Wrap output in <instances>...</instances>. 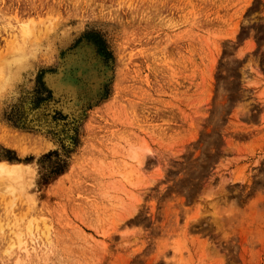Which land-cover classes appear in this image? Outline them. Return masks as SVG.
Listing matches in <instances>:
<instances>
[{
	"label": "rangeland",
	"instance_id": "rangeland-1",
	"mask_svg": "<svg viewBox=\"0 0 264 264\" xmlns=\"http://www.w3.org/2000/svg\"><path fill=\"white\" fill-rule=\"evenodd\" d=\"M0 11L37 46L0 94L21 148L0 143V160L33 172L14 197L0 180V220L48 226L46 246L0 231V264H264V0ZM8 42L0 29V79ZM78 58L95 79L73 101L46 77Z\"/></svg>",
	"mask_w": 264,
	"mask_h": 264
},
{
	"label": "bare ground",
	"instance_id": "bare-ground-1",
	"mask_svg": "<svg viewBox=\"0 0 264 264\" xmlns=\"http://www.w3.org/2000/svg\"><path fill=\"white\" fill-rule=\"evenodd\" d=\"M3 17H6V14L0 11V29L4 31L7 38H9V42L6 43V48L11 54L4 59L5 70L0 79V94H3L4 91L10 88L12 81L19 72L18 70L26 66L25 63L29 60V57L30 59L34 57L33 55L37 47L33 46L31 50L27 48L31 32L30 23L27 20L24 21L22 25L17 26L4 20ZM32 44L34 45V43ZM10 65H13L12 69L9 68ZM94 79L95 72L90 66L85 64L82 58H78L70 65H67L66 68L61 67L56 74L47 75L46 77L47 84L54 88L56 93H63L65 96H68V98H72L73 101L75 100V95L81 92L82 89ZM0 143L6 147H13L21 151L20 147L17 145L13 146L9 143L3 131H0ZM144 155V152L135 153L134 158L137 160V163L142 162ZM32 177L33 172L29 165L0 160V180L4 182L6 192L10 195H20L24 188L31 184ZM36 221H38V219ZM36 221L33 219L24 221V219L18 215L16 220L12 223V225L17 227V230L10 232V230L4 229L6 222L0 220V231H6L11 241L9 248L19 247L21 243H24L25 236L32 239L37 246L45 245L46 243L43 238H46L45 233L48 226Z\"/></svg>",
	"mask_w": 264,
	"mask_h": 264
}]
</instances>
